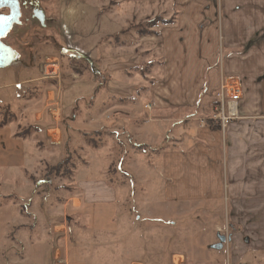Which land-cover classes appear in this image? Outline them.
<instances>
[{
    "label": "crops",
    "instance_id": "0c3cea01",
    "mask_svg": "<svg viewBox=\"0 0 264 264\" xmlns=\"http://www.w3.org/2000/svg\"><path fill=\"white\" fill-rule=\"evenodd\" d=\"M157 4L172 6V12L161 13L171 23L155 28L154 35L132 32L135 16L145 13L144 19L155 18L158 14L152 15L147 6ZM41 10L45 16V21L40 20L42 26L56 30L61 37L53 51L61 77L59 87L49 91L55 94L56 107L49 108L52 119L57 123L75 119L79 108L100 109L111 98L129 100L132 118L146 116V143L154 147L159 135L165 140L160 153V196L147 199L151 209L161 207L156 219L172 225L220 220L219 225L210 224L218 237L226 221L237 230L227 244L236 253L250 246L264 249V0H116L112 10L94 0H53ZM221 39L227 41L229 54L219 66ZM154 43L162 46L161 70L156 76L155 72L141 73L140 78L137 70L152 64L149 55ZM141 44L147 49L140 50ZM61 58L71 62L68 68H62ZM72 63L79 66L74 68ZM226 75L238 76L243 92L238 102L240 117L224 129L216 120L210 123L209 116ZM64 76L68 81L62 85ZM112 106L115 110L122 107ZM186 110L192 114L185 116ZM4 130L7 126L0 128L2 146L9 141ZM58 130H51L56 138ZM52 141L53 147L62 145V138ZM75 177L74 184L84 195L80 205L120 201L119 192L92 177L89 170L79 171ZM1 183L4 185L2 179ZM72 200L77 204L76 198ZM147 213L155 218L150 210ZM0 222V264H5L2 249L9 210L4 203L0 204ZM65 229V223L54 226L48 250L52 259L40 257L45 251L41 241H23V252L28 249L30 254L21 264H106L99 257L75 261L69 248L86 252L93 243L90 252L95 248L100 252L98 244L104 238H115L118 230L114 235L104 229L80 230L70 234L69 242ZM178 231L172 238L180 237ZM247 237L250 244L245 242ZM60 255L65 259L58 260ZM170 259L173 264H187V255L180 249ZM130 264L147 262L133 259Z\"/></svg>",
    "mask_w": 264,
    "mask_h": 264
},
{
    "label": "rangeland",
    "instance_id": "374dc122",
    "mask_svg": "<svg viewBox=\"0 0 264 264\" xmlns=\"http://www.w3.org/2000/svg\"><path fill=\"white\" fill-rule=\"evenodd\" d=\"M38 1L42 9L53 0ZM94 1L105 10H112L116 4V0ZM147 7L153 10L152 15H158L155 18L150 15L151 19H144L145 13L135 16L130 29L139 36L154 35L155 28H160L167 20L162 12L173 10L168 4ZM20 20L15 29L9 31L10 36L3 39L17 51L18 62L7 69L0 68V128L7 126L4 135L9 136L4 146L0 142V204L4 203L9 210L2 249L5 264H21L28 259V249L23 252V241H41L45 244V251L40 257L52 259L53 253L48 250L54 226L60 223L66 225L69 242L70 234L76 235L80 230L95 232L104 229L111 235L118 230V236L104 238L98 244L100 252L97 248L90 252L95 246L93 243H89L86 252L70 247L73 252L70 255L75 261L85 259L90 262L88 258L99 257L106 264H130L133 259L147 264H173L171 254L178 249L186 253L187 264H242L264 260V249L253 246L236 253L227 241L217 248L221 240L212 232L210 224L219 225L220 220H190L172 225L156 219V213L161 214V207L156 209L153 205L151 209L147 199L160 196V153L165 140L161 141L159 135L154 147L146 143V116L132 118L129 100L111 98L100 109L79 108L75 119L55 122L49 113V108L56 107L55 94L49 91L59 87V62L57 52L53 51L58 49L56 45L60 44L61 37L56 30L44 28L37 18L32 17L31 5L22 9ZM146 47L141 44L139 49ZM151 47L152 56L149 58L152 64L139 68L138 77L145 72H155L156 76L161 70L162 46L154 43ZM228 54L227 41L221 39L216 64H223ZM68 63L71 62L61 58L62 68H68ZM72 66L76 68L79 64L72 63ZM66 79L65 76L62 78V85L66 84ZM114 104L122 107L115 110ZM190 112L186 110L185 116L191 115ZM212 115L209 116L210 123ZM57 128L60 130L56 138L51 130ZM61 138L62 145L53 147L52 140L56 142ZM67 158L68 163L63 164L66 175L51 173L53 166ZM83 170H89L92 177L104 180L111 189L117 190L120 201L111 205H80V201H84L83 191L74 182L75 176ZM73 198L77 199V204ZM149 210L155 218L147 213ZM223 224L221 235L232 237V232L237 230L226 225V221ZM177 230L180 237L172 238L171 234ZM245 242L250 244V238L247 237ZM59 247L63 250L62 246ZM38 250L40 252L41 248ZM63 257L60 255L58 260H64ZM237 259L239 261H235Z\"/></svg>",
    "mask_w": 264,
    "mask_h": 264
},
{
    "label": "built area",
    "instance_id": "2783aa9c",
    "mask_svg": "<svg viewBox=\"0 0 264 264\" xmlns=\"http://www.w3.org/2000/svg\"><path fill=\"white\" fill-rule=\"evenodd\" d=\"M242 92V83L238 76L226 75L222 77L216 93L212 118L218 121L224 129L240 117L238 102L242 98Z\"/></svg>",
    "mask_w": 264,
    "mask_h": 264
},
{
    "label": "water",
    "instance_id": "95a60500",
    "mask_svg": "<svg viewBox=\"0 0 264 264\" xmlns=\"http://www.w3.org/2000/svg\"><path fill=\"white\" fill-rule=\"evenodd\" d=\"M0 9H8L9 13L0 14V68H7L17 59L18 53L10 45L6 44L3 39L7 33L12 29L14 24H18L21 15L19 0H0ZM39 18L45 21V16L41 10ZM6 21V24H5ZM221 243L217 248H221L224 243L230 241L231 238L221 235Z\"/></svg>",
    "mask_w": 264,
    "mask_h": 264
},
{
    "label": "flooded vegetation",
    "instance_id": "af4514ba",
    "mask_svg": "<svg viewBox=\"0 0 264 264\" xmlns=\"http://www.w3.org/2000/svg\"><path fill=\"white\" fill-rule=\"evenodd\" d=\"M20 3H21L20 4L21 15L19 17V21H21L20 19L22 17V9L27 7V5H31L32 6V17L33 18H37L40 21V18H39V15H40V12H41L40 1H38V0H29V1L20 0ZM5 10L6 9H0V14H2V13L4 14ZM15 25L16 24H14L13 27H12L13 30L15 29ZM7 35H9V34L7 33ZM242 264H264V260H259V261H256L254 263H252L251 261H246V262H244Z\"/></svg>",
    "mask_w": 264,
    "mask_h": 264
},
{
    "label": "trees",
    "instance_id": "16d2710c",
    "mask_svg": "<svg viewBox=\"0 0 264 264\" xmlns=\"http://www.w3.org/2000/svg\"><path fill=\"white\" fill-rule=\"evenodd\" d=\"M165 23H171L169 20H166ZM7 121H10V120H7ZM68 158L64 161H61L59 164H57L56 166H53L52 167V170H51V173H56V175H61V176H64L66 175L65 174V171H64V168H63V164H67L68 163ZM70 173V172H69ZM72 174V173H71Z\"/></svg>",
    "mask_w": 264,
    "mask_h": 264
},
{
    "label": "bare ground",
    "instance_id": "6f19581e",
    "mask_svg": "<svg viewBox=\"0 0 264 264\" xmlns=\"http://www.w3.org/2000/svg\"><path fill=\"white\" fill-rule=\"evenodd\" d=\"M17 62H18L17 59H15V60H14V63H13L12 65H15ZM12 65H11V66H12ZM9 67H10V66H9Z\"/></svg>",
    "mask_w": 264,
    "mask_h": 264
},
{
    "label": "snow or ice",
    "instance_id": "6c2138e0",
    "mask_svg": "<svg viewBox=\"0 0 264 264\" xmlns=\"http://www.w3.org/2000/svg\"><path fill=\"white\" fill-rule=\"evenodd\" d=\"M5 24H6V21H5Z\"/></svg>",
    "mask_w": 264,
    "mask_h": 264
}]
</instances>
